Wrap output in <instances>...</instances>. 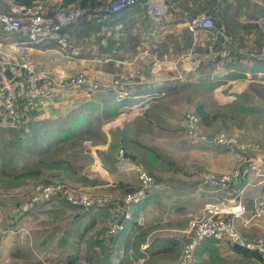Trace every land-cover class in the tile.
<instances>
[{
  "label": "crops",
  "instance_id": "0c3cea01",
  "mask_svg": "<svg viewBox=\"0 0 264 264\" xmlns=\"http://www.w3.org/2000/svg\"><path fill=\"white\" fill-rule=\"evenodd\" d=\"M49 1L48 4L52 6L59 4L57 0ZM157 1L140 2L135 7L108 15L99 20L100 24L93 21L86 42L79 39L86 24L79 23L66 29L67 37L79 48L77 56L68 55L53 41L30 43L19 34L5 33L0 27V59L10 65L5 69L7 77L13 79L17 74L25 75V71L17 66V61L28 60L40 72L44 84L49 81L58 85L57 81L76 73H86L95 82V88L86 91L80 88L82 86L67 89L59 85L55 89L59 101H45L30 112H24L21 103L19 110L26 116L16 121L8 120L3 115L0 102V126L9 127L13 122L17 125L20 122L25 125L43 122L46 130L43 133V153L47 154L49 151L54 152L47 147L52 146L54 149L63 143L62 140L69 138L61 132L71 124L72 119L84 114L87 123L77 132L86 137L83 145L85 152L92 158L86 164L88 171L94 169L105 172V181L110 184L125 183L129 180L127 168L141 163L145 152L157 147L160 140L158 134L150 133V128L145 130V127L151 123V118L162 116L159 110L171 112L178 107L171 102L172 94L186 86L194 90L203 82H208L218 100L226 101L228 99L217 94L224 91L222 87L231 83L224 77L233 76L234 72L238 73L236 77H240L252 68L264 69V33L258 37L255 33L264 32V0H172L175 4L173 12L178 11L176 13L183 15L188 10L189 15L184 17L188 20L185 22L181 18L168 20L166 17L170 13L162 15L163 18L149 13L148 6ZM20 7L15 0H0V13L15 12ZM201 12L215 15L216 24L223 35L229 36L232 44L223 35L212 38L209 33L202 32L197 37L192 36L187 30V23ZM191 13L195 15L189 17ZM204 60L215 64V67L207 66ZM230 66L237 68V71H233ZM248 84L235 83L238 87L236 90L233 88L235 95L250 91ZM158 88L163 90L158 91ZM98 89L106 91L103 95L106 99L95 103L97 94L93 91ZM133 90L135 93H131ZM91 94L93 100L88 98ZM148 95H153V101L157 99L150 109L151 115L139 117L126 113L127 108L142 100L137 99H145ZM131 97L135 100L127 101ZM88 108L92 110L89 112ZM98 120L102 122L97 124ZM55 132H59V135H53ZM55 136L54 139H59V142L48 146L47 141L53 140ZM65 150L66 147L57 149V153L68 152ZM257 183L248 187L242 182L237 185L242 186L237 188L238 192L244 190L245 194L246 190L248 198L244 201L248 210L243 218L234 223L239 232L249 239L264 237V216L251 217L254 203L264 196V184ZM221 195L228 197L230 192L224 191ZM37 207L40 209L37 210ZM37 207L17 218L8 209L0 212V264L78 262V247L83 246L77 245L75 235L87 220L92 224L88 233L96 231L101 222L97 218L99 214H86L81 208L58 198ZM197 210V214L201 213L200 208ZM97 247H100L99 243ZM230 247L233 252L255 264H264V256L258 252L232 245Z\"/></svg>",
  "mask_w": 264,
  "mask_h": 264
},
{
  "label": "rangeland",
  "instance_id": "374dc122",
  "mask_svg": "<svg viewBox=\"0 0 264 264\" xmlns=\"http://www.w3.org/2000/svg\"><path fill=\"white\" fill-rule=\"evenodd\" d=\"M68 1L83 7L87 14L92 12L101 0H85L84 4L82 0ZM143 1L145 0H137V4ZM158 1L165 4L164 15L170 13L165 16L168 20L179 18L183 22L188 20L184 19L189 15L188 10L182 15L176 13L178 11H172L175 6L172 0ZM49 2L46 1L47 4ZM19 10L1 13H17ZM204 13L213 18L215 16L210 12ZM192 15L195 13H191L189 17ZM93 21L100 24L97 20L90 21L91 24L86 23V20L82 21L86 24L85 31L79 36L82 42H86L89 37ZM214 21L217 22V19L214 18ZM216 22L215 25L218 27ZM255 33L258 37L264 32ZM204 64L210 65L211 68L215 67V64H210L207 60H204ZM230 68L237 71L233 66ZM84 74L89 82L80 88H84L85 91L94 89L93 77ZM234 74L224 77L231 83L222 87L224 91L217 93L228 99L226 101L218 100L208 82H203L194 90L191 86H186L185 89H181L184 91L180 90L172 94L171 102L178 107L171 112L159 110L158 113L162 116L151 118V123L145 127V130L150 128V133L158 134L160 140L157 147L145 152L141 157V163H135L134 167L127 168L129 180L125 183L110 184L105 181L107 179L105 172L94 169L88 171L89 167L86 164L92 158L85 152L83 143L86 137L81 136L79 132L64 139L63 143L55 146L54 149L50 146L49 148L54 152L49 151L44 154L41 135L32 134L30 126L26 125L22 130H17L11 129L14 124L17 125L16 122L9 127L1 125L0 212L7 211L11 206L8 210L16 217L35 209L38 205L42 207L43 202L27 211L22 210L37 185L58 178L91 197L103 199V203L95 207L75 206L86 214H99L97 218L101 221L96 231L88 233L92 224L87 220L75 235L77 245L83 246L78 247L76 254L78 262L75 264H135V261L141 257L144 258L142 264H178L181 249L188 236L190 221L201 215L200 212L197 214L198 208L202 209L206 201L222 198L227 200L240 198L247 205L244 201L248 198L246 190L245 194L244 190L238 192L237 188L240 189L242 186L237 185L241 182L247 187L254 185V182H258V185L264 184V69L243 72L240 77H236L237 72ZM57 82L60 85L62 81ZM237 82L249 83L250 91L235 95L233 88L235 90L238 88L235 85ZM59 85L54 86V93L57 92L55 89ZM228 90L232 91L228 92ZM93 92L97 94L95 103L106 99L103 96L106 91L98 89ZM131 93H135L134 90ZM88 98L93 100L92 94ZM134 100L133 97L127 99L132 102ZM137 100L143 101V104L137 107L140 110L137 116L151 115L150 109L157 99L154 101L152 99L147 108L144 106L146 103L144 97ZM56 101H59V97L56 99L55 95L53 102ZM199 105H202L210 115L206 123L197 114L196 108ZM189 113L199 117L198 134L205 135L206 139H196L187 133L185 117ZM99 122L102 121L98 120L97 124ZM218 133L224 134L228 139H235L236 144L230 146L213 141L212 137ZM64 147L68 152L57 153V149ZM139 168L145 169L152 175L155 186L151 192L145 193L137 200L133 198L127 201L128 197L141 189L137 175ZM236 169H240L243 176L235 179L224 190H217L204 183L205 174H226ZM224 191L230 192V195L219 196ZM259 199H264V196ZM38 209L40 208L37 207ZM126 213H128L127 218ZM140 218L142 219L138 221ZM114 219L124 222L125 227L115 234H110L108 228ZM230 245L226 241H205L196 248L194 259L190 264H255L254 261L233 252Z\"/></svg>",
  "mask_w": 264,
  "mask_h": 264
},
{
  "label": "built area",
  "instance_id": "2783aa9c",
  "mask_svg": "<svg viewBox=\"0 0 264 264\" xmlns=\"http://www.w3.org/2000/svg\"><path fill=\"white\" fill-rule=\"evenodd\" d=\"M47 0H38L26 6H21L17 13H0V27L5 33L19 34L27 42L39 43L44 41L55 42L68 55L77 56L80 51L74 43L67 37L66 29L79 24L82 21L101 20L108 15L120 13L137 4V0H101L99 5L93 8L92 12L85 14V9L72 3L67 4L64 0H57V6L48 5ZM165 4L157 1L148 6L149 13L162 16L165 14ZM187 28L193 37H197L202 32L211 34L212 38L222 36L221 30L215 25L214 18L204 12L193 16L187 23ZM227 42L232 44L228 35H223ZM15 67V65L13 64ZM17 66L25 71V75L17 74L13 79L7 77L6 70L10 67L8 62L0 59V102L2 113L8 120L16 121L26 116L24 112H30L45 101H53L54 83L47 81L43 83V77L37 71L35 65L28 60L17 61ZM88 81L84 73L66 77L60 86L65 88H75L86 84ZM15 84V88L13 87ZM59 85V83H58ZM153 99L148 95L144 103L145 108ZM23 103L24 112L19 110V105ZM138 105L127 108L126 113L134 116L139 114ZM142 105V104H141ZM199 117L189 113L185 117V129L187 133L196 139H206L205 135L198 134ZM212 140L233 146L235 139H228L224 134H216ZM140 191L128 197L127 201L134 198L137 200L145 193L151 192L154 185V178L145 169L137 170ZM243 176L240 169H236L226 174H205L204 183L217 190H224L235 179ZM63 199L72 206L95 207L103 203L99 197H91L87 193L65 183L56 180L50 183L39 184L31 193L28 201L23 205L22 210L27 211L34 205L45 203L52 199ZM248 207L242 200L225 198L215 201H206L201 209V215L192 219L189 224L188 236L181 249L178 264H190L194 259L196 248L205 240L226 241L232 246L244 250L256 251L264 256V237L249 239L239 232L235 225V219L242 217ZM128 211V210H127ZM264 216V199L257 200L251 211L252 218ZM125 217H128L126 213ZM141 220L138 219V221ZM125 227V223L114 219L109 225L108 232L115 234ZM144 258H138L135 264H142Z\"/></svg>",
  "mask_w": 264,
  "mask_h": 264
},
{
  "label": "trees",
  "instance_id": "16d2710c",
  "mask_svg": "<svg viewBox=\"0 0 264 264\" xmlns=\"http://www.w3.org/2000/svg\"><path fill=\"white\" fill-rule=\"evenodd\" d=\"M35 1H38V0H15V3L16 4H18V5H21V6H26V5H30V4H32V3H34ZM93 1V0H92ZM64 2L65 3H67V4H70L69 3V1L68 0H64ZM84 3H86L85 2V0H82V4H84ZM137 5V4H136ZM135 5V6H136ZM134 6V7H135ZM127 10V9H126ZM125 11V10H124ZM83 24L85 23V22H82ZM87 23V22H86ZM187 30H188V28H187ZM189 31V30H188ZM191 35V34H190ZM251 70V69H250ZM252 70H253V68H252ZM251 70V71H252ZM159 90L158 91H162L163 89L162 88H158ZM138 104H143V101H139V103ZM138 104H136V105H138ZM132 106H134L133 104H132ZM88 110H89V112L92 110V108H88ZM196 110H197V114L199 115V116H201L202 117V120L206 123L207 122V118L208 117H210V115L209 114H207V112L204 110V108L202 107V105H199L197 108H196ZM33 111V110H32ZM87 114V113H86ZM21 124H18V125H16V126H18L17 128H16V126L15 127H11V129L12 128H14V129H17V130H22L23 128H25L24 126H26L24 123H22V122H20ZM85 123H87V118H86V115H84V114H82V115H77V116H75L73 119H72V121H71V124H69L68 125V127L64 130V131H62L61 133H65L66 134V137H70L73 133H75V132H77V130H80V128H82V126H84V124ZM28 126H30V128L32 129L31 130V133L32 134H40L41 135V139L43 140V133L46 131L44 128H43V123L41 124V123H39V121L38 122H36V123H28L27 124ZM13 129V130H14ZM44 129V130H43ZM53 135H59V132H55V133H53ZM46 138V137H45ZM54 138H56V136L55 137H53L52 139L53 140H48L47 141V145L49 146L50 144H54V143H56V142H59V139H54ZM48 139V138H47ZM66 139V138H65ZM63 141V140H62ZM16 142V141H15ZM50 147V146H49ZM49 147H47V149L49 148ZM67 162V164H68V161H66ZM53 181V180H52ZM52 181H49V182H47V183H50V182H52ZM144 198H146V197H144ZM143 198V199H144ZM146 200V199H145ZM140 205H138V208H140L139 207ZM125 222H127V221H125ZM205 241H208V240H205ZM205 241H203V242H205ZM212 241V240H211ZM203 242H201V243H203Z\"/></svg>",
  "mask_w": 264,
  "mask_h": 264
}]
</instances>
